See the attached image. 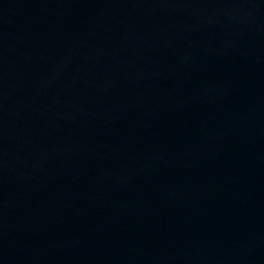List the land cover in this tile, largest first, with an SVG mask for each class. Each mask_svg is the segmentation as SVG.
<instances>
[{
    "label": "water",
    "instance_id": "95a60500",
    "mask_svg": "<svg viewBox=\"0 0 264 264\" xmlns=\"http://www.w3.org/2000/svg\"><path fill=\"white\" fill-rule=\"evenodd\" d=\"M0 264H264V0H0Z\"/></svg>",
    "mask_w": 264,
    "mask_h": 264
}]
</instances>
